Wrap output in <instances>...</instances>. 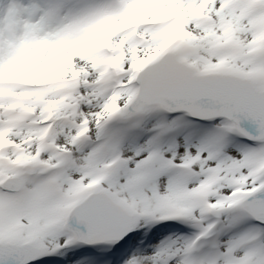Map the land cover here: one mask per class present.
Listing matches in <instances>:
<instances>
[{
    "label": "bare ground",
    "instance_id": "obj_1",
    "mask_svg": "<svg viewBox=\"0 0 264 264\" xmlns=\"http://www.w3.org/2000/svg\"><path fill=\"white\" fill-rule=\"evenodd\" d=\"M45 1L49 2L50 0H0V75L5 74L11 66L23 65L16 64L14 62L21 63L23 61H26L28 63L27 66L30 67L28 72H25L21 75L26 81H28L26 78L27 74L35 75L36 78L40 79L41 75L48 71L55 72V74L50 75V77H53L58 76L57 73H59V71L64 68L72 67L75 69L77 75H74L70 80L75 94L77 93L78 89H80V95L74 104L77 108L75 112H73L69 107H61L55 103H51L53 97H51L48 93H36L34 97L38 101L50 102L51 106L54 108L56 116L59 118V120L55 126L56 130L53 138L51 137L52 141H50V143L53 145H58L56 143V140H59L57 139L58 137L62 138L70 131L75 130V128L78 126L82 128L85 127V125H88L87 132L94 131L92 120L96 116L100 117L103 115V112L99 110V103L103 99L99 96L97 87L92 84L97 78V72L95 71L94 63L83 60L75 52V50L72 49L73 39L64 41L61 39V37L57 38L56 33V31L59 29L80 27V24L84 22V19L87 15L84 3L81 0H77V11L74 15V18L70 20L67 19L68 13L65 9V4L61 3L60 6L64 10H60L56 14V18L50 20L46 14H43L42 8ZM127 1L133 2L134 0ZM236 1L237 0H229V3H225L223 0H152L150 4L136 11L134 18L136 19V22H138L140 12H150L152 10L156 14L155 16L157 19L164 20V17L167 14L170 16L166 20L184 17L186 21L183 24H176L172 27L166 28L167 30L172 28L175 29V41L172 45H169V49L166 53L175 52L177 57L179 59L185 60L195 72H199L200 70L209 74L228 73L242 75L239 71L228 69L227 67L217 66L213 68L211 66H207L208 62L213 60L217 64L219 58L221 57L225 60L224 63L226 65H230L232 63L231 55L226 53V49L231 47V41H236L238 44L237 40L241 38L243 34L250 33V24L245 26L242 25V21L246 20L245 17L247 15L243 14L242 11L239 14L237 7H235ZM47 10L48 6L46 13ZM195 13L198 14L194 16L193 22L197 18H202V15H205V19L208 20L213 26L212 29H209L210 31L203 36L204 41H202V43L196 42L194 33H191L193 30H195V28H197L190 22L191 17ZM250 16L259 17V15ZM237 23H239V28L236 27ZM232 28H234V30H232ZM261 29L262 25L258 28L259 33ZM112 30H115L114 25L108 28L109 32ZM143 35L148 42V48L151 52H155L162 44V41L159 40V30L155 29L153 32H151L149 30L143 29ZM111 38L113 40V46L116 52H118L119 49H128L134 47L130 44L129 40L121 37L118 32L116 35L112 34ZM259 40L260 38L256 39L255 41V43H257L256 47L264 50V45L258 43ZM191 44H193L194 47ZM205 45L209 47H207V51L205 50ZM205 56L209 57L210 61H206ZM160 58L162 57L157 55L154 60L160 61L158 60ZM6 60L8 62H6ZM138 61L137 71L140 73L144 71L146 72L148 70L147 65H150L153 62L150 60V58L143 60L141 57L138 58ZM115 64L121 68L122 78L125 81L132 78V76L126 71V66L133 64L130 58H128L127 53L124 56H117L115 59ZM245 65L247 67H253L250 72H246V74H244L245 77L255 80L258 85L264 87V62L258 65L256 62L249 63L248 61H245ZM62 77L66 79V77ZM167 77L171 80L170 71ZM175 79L178 80V87H180L182 90L186 89V78L179 76L178 74ZM75 80L78 81L79 87L75 86ZM164 83H159L158 79L154 82L153 87L154 89L156 88L160 93L163 91L162 85H164ZM38 84L44 83L42 81L35 83V85ZM144 89L145 95L146 93L148 95L149 90L150 93L152 92V88L149 85H146ZM238 94V101L243 102L244 106L249 108L247 111L248 116L250 117L251 121L254 122L255 110L259 109L257 113L261 114L260 108L262 109L264 98L254 96L252 97L251 94ZM147 95L146 97H148V99L151 101L152 99L155 100L156 96L158 97L156 101H159L163 98L166 99V101L170 100V98L168 99L165 97V93L156 94V96H151V94L148 96ZM168 96L170 97V94H168ZM38 97L40 98L38 99ZM171 100H174L175 102L177 99H174L171 96ZM29 105L36 110L39 109V104L37 105L35 102H31ZM198 107H201V105H198ZM211 107L216 108L217 105H212ZM126 110L124 114H127ZM157 110L158 108L156 111ZM144 113L147 114V119L149 121H154L151 110L146 109ZM178 114L180 115L181 113ZM132 117L139 121V115H132ZM64 119L68 121L65 124L62 123ZM33 133L34 132L26 131V129H17L11 132L7 139L17 142L21 145V148L23 147V151L20 154H23V156H15L14 154L10 153H8V156L10 157L9 163L14 165L23 167L26 164V161H29V163L39 166L38 172L34 178L23 180L24 190L19 198V207L22 206V218H24V207L26 206L28 218H34L35 220L43 221V226L39 231L30 230L27 232H25V230L11 228L12 224L9 222L16 220V214L14 202L11 201L12 199H10V203L8 205H0V217L2 218L4 224L3 229H0V243L12 242L16 244H23L28 243L29 241L27 240H31L33 241L32 243L34 246L43 252L46 248V243L51 238L57 240L58 242H63L64 239H68L69 234L63 235L56 233V228L63 221L62 218H64L71 209L79 205L81 201H83L84 197L95 193L100 189V185L98 183L100 180L98 178L96 180H91L89 179V176L77 173L76 177L78 178L80 185L75 186L71 192L66 193L68 196L66 199L55 200L51 198L52 192L55 190L54 188L52 190L51 186L53 180H56L62 193H64L62 190V185L68 181L67 177L69 176V173L74 172L76 164L78 163L75 158V156H77V150L75 149L74 145L67 146V144H65V147H68L73 153L71 154L70 162L67 164L54 163L50 156H46L44 153L39 155L37 150L33 151V146L31 143V139L34 135ZM179 133V131H176V135H179ZM144 140L146 141V138H144ZM113 153L116 154L115 151ZM66 155L67 154L63 151V156L66 157ZM85 161L90 163L89 158L85 159ZM149 162L153 163V159L151 158ZM246 164L247 161L244 160L242 162L243 169H245ZM53 165H56V167L59 166L62 169V174L57 173L55 176V168H51ZM171 166L172 165H168L167 168H165V172H163V174H170L168 167ZM116 171L117 169H114V173ZM152 174L153 172L148 171L146 176H150ZM14 176L15 175L6 177L9 178ZM253 180V184L263 185L264 171L262 179ZM235 183L239 182L235 181L232 184ZM210 185L212 187L215 186L211 178L207 177L205 186L208 187ZM39 186H42V188H39ZM200 189L205 190L207 188ZM243 194L244 190L240 189V192L235 191L230 198H225L227 201L231 202V206L237 207L235 210L236 218L238 217V213L242 211L240 206L243 204L245 199V197L243 198ZM216 196L220 197L219 192H217ZM32 197H35L36 203L35 200L32 201ZM177 202L183 206L185 205L188 209H190L191 213L195 214V210H193V207L191 206V200L189 198L183 196L180 199H177ZM151 210L152 209L150 208V211ZM219 215H221V212H219ZM143 221V218L136 216V225L138 226V229L133 234V239L138 238L139 234L144 229L147 230V228L142 225ZM6 222L8 224H6ZM153 223L154 221L152 220L150 227H152ZM165 230L167 229H161L152 236L153 242H156V247L151 250V252L143 249V251L140 252H130L131 240L127 238L120 242H111V244H124L125 250L130 252L129 255L131 257V264H166V262L161 259L157 260V258L165 257L167 249H169V252L175 253L179 249L180 244L178 242H175V244H170V240L163 239L161 234L163 231L165 232ZM234 230H242L241 223L237 224ZM94 232L95 230L91 229V233ZM76 244L77 243L69 241L66 245L63 244L62 248L68 250L71 248V246ZM252 244L256 245L255 250L252 251L255 253L253 254V257L259 258V242H251L249 246ZM215 248L216 247H211V249ZM57 255L59 254L57 253ZM54 256H56V254H54ZM145 256H149V258L144 260ZM248 262L249 261H247L246 264H248Z\"/></svg>",
    "mask_w": 264,
    "mask_h": 264
},
{
    "label": "rangeland",
    "instance_id": "obj_2",
    "mask_svg": "<svg viewBox=\"0 0 264 264\" xmlns=\"http://www.w3.org/2000/svg\"><path fill=\"white\" fill-rule=\"evenodd\" d=\"M258 1L261 5H264V0ZM44 11L45 9L43 8V14ZM167 16L168 15H166L165 18ZM194 16H196V13L193 15V17ZM141 19L142 21L157 20L153 15L144 16ZM247 24H249V21H242V25L245 26ZM236 27L239 28V23H237ZM251 28L249 34L245 33L241 38H239L238 40L236 39L238 44L236 43V41L232 43L233 48H238V52H242L241 56H236L235 58H233V63H231L230 65H225L224 59L219 58L216 64L214 60L210 61L207 55L205 56L206 61H210L208 62L207 66H211L213 68L217 66L227 67L228 69L239 71L241 72V74H245L246 70L251 71L253 67H247L242 61L243 58H241L247 51V47L257 37V28L255 26L253 30H251ZM56 33L58 35L60 31H57ZM191 33H194L196 42L202 43V41H204L203 36L206 35L208 31L203 28H197ZM191 45L193 46V44ZM206 45L205 50L207 51L208 46ZM141 50L142 55H148L147 58L153 59V56H155V54H151L149 49L142 48ZM159 50L156 52L157 54L159 53ZM239 58H241V60H236ZM176 59L177 61H182L184 62V64L189 66V64L185 60L177 58V55ZM69 71H71L69 75H72V73H74L73 69H70ZM196 73L202 74L204 72L199 70V72ZM76 98L77 97L75 96L73 100H75ZM132 102L133 98L131 94L123 95L122 98L118 99L116 105L113 108V112H122L123 109H125L128 104H131ZM69 104H71V101L68 102V105ZM101 107V104H99V110H101ZM107 116L108 115L104 114L100 117L96 116L93 118L92 123L94 122L95 125L97 122L106 120ZM153 125L154 124H149L147 128L151 129ZM77 129L75 131L67 133L62 138L58 137L57 139L59 140H56L57 143L67 150L65 144H67V146H70V135L76 134ZM10 142L12 143V141ZM16 146H19V144H16ZM118 153L120 154L118 171L110 178V180L101 182L100 191H105L121 206L134 213L135 215L144 218V222L142 223V225L147 226L152 218L163 216V214L165 213L164 211H166V209L168 208L177 210L180 209L179 211L184 210L183 205L177 202V198L181 197L180 194L182 191H179L171 177L165 178L160 176L159 170L163 166L162 163H165V161H172L177 165L185 164L191 166L192 172L198 177L199 181L201 182L205 174L211 173V175L217 180L218 184L212 190L213 194L211 196V199L214 201L218 211L222 213L223 220L226 223H230L233 221V217L230 218L228 215L229 210H231L230 203L225 199L230 197V194L233 190L232 182L236 180L245 181L244 192L246 198L257 191V188L252 185L250 180H246L250 175V170L247 165L245 166V169H243L242 162L244 160V157L235 149L227 150L224 153L222 159L209 160L206 154L201 153L199 140H196L188 145L184 142V140L180 138L174 148H164V150L156 156L147 155L146 147L144 146H139L136 148H122L118 151ZM77 154L78 155L75 156L77 160H79L81 157L86 158V156H88L86 153ZM151 158L153 159L154 164L149 162ZM85 163L86 162L83 159L79 161L75 172L69 174V180L66 184V187L68 189L72 187L71 185H73V183L77 182L76 174L78 173V171H80V167ZM29 166L37 169V166L35 165L29 164ZM148 171L153 172V174L150 176H146V173ZM217 192H219L220 197L216 196ZM2 204H7V202H0V205ZM24 208V218L21 217L22 213H19L20 215H16V220L9 223H11L14 227H16L18 223H20L22 225V229L24 227V230L26 232L30 230H41L43 221H38L34 218L29 219L28 212H26V206ZM150 208L152 209L151 211ZM20 212H22V209ZM23 221L25 222V224ZM6 224L8 223L6 222ZM3 226L4 224L2 218L0 217V229H3ZM229 229L230 227L226 224V226L222 227L220 231H218V236L223 237V241L220 244L222 252L220 259L221 263L242 264L245 261L251 260L248 263L255 264L256 259H251L250 253L243 248L245 247L247 241L246 235L244 233L231 234L230 232H228ZM55 232L60 233V228ZM60 246V242H58L57 240L55 241L51 238L46 243V250L44 251V253L46 251L56 252L60 249ZM166 257L163 258L164 261H166ZM148 258L149 256H145L144 260H147ZM174 263L178 264L177 261L172 262V264Z\"/></svg>",
    "mask_w": 264,
    "mask_h": 264
},
{
    "label": "water",
    "instance_id": "obj_3",
    "mask_svg": "<svg viewBox=\"0 0 264 264\" xmlns=\"http://www.w3.org/2000/svg\"><path fill=\"white\" fill-rule=\"evenodd\" d=\"M210 79H214L215 83H211V82L201 83L200 86L202 87V89L199 88L200 92L199 91L195 92V93L190 92L188 94L189 95L188 97H190L189 100H193V101L198 102V103L200 102V100H202L203 102L207 101L206 103H208V104L209 103L210 104L215 103L218 107L222 108L225 111L222 115L224 117H226L227 119H230L231 122L235 125L236 129H238L241 133H243V135L246 138H248L250 140H261L262 138H264V135H262V137H261V136L254 134L256 129H262L264 131V104L262 106V109L260 108L261 114L257 113V111L259 109L255 110V119H254V122H252L250 117L248 116V113H247L249 108L245 107L243 102L238 101V96H239L238 93L239 92L242 93L243 95H245V94L250 95V93H251L252 97L254 96V97H263V98H264V92L259 91L256 88H254L255 91L253 90L252 92H250L251 88L254 86L252 85V83H250L248 81L245 82V84H243V85H246V87L238 89V88H235L234 86H231L229 84H221L220 83L221 78H219L217 76L215 78L210 77ZM256 91H258V92L256 93ZM254 93H256V95H258V96H255ZM259 94H261V95H259ZM255 99H257V98H255ZM187 111L189 113L192 112L193 114L191 113V115L196 117V118H199V119L208 118V116H205V115L204 116L203 115H197V113L194 112L193 110L187 109ZM253 130H254V132H253ZM251 133H253V134H251ZM263 194H264V191L261 192L260 194L256 195V196L259 197V195H263ZM263 201L264 200H262V202ZM247 208L248 209H246V211L251 216H253L258 221L263 222V218L260 215H257L256 213H254V211L252 209H250L249 207H247Z\"/></svg>",
    "mask_w": 264,
    "mask_h": 264
}]
</instances>
